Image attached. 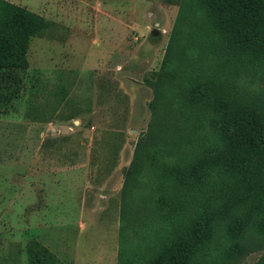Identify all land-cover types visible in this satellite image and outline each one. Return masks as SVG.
<instances>
[{
	"label": "rangeland",
	"instance_id": "1",
	"mask_svg": "<svg viewBox=\"0 0 264 264\" xmlns=\"http://www.w3.org/2000/svg\"><path fill=\"white\" fill-rule=\"evenodd\" d=\"M187 2L0 0L47 22L0 90V264H264V154L227 150L264 131V54L173 49Z\"/></svg>",
	"mask_w": 264,
	"mask_h": 264
},
{
	"label": "trees",
	"instance_id": "2",
	"mask_svg": "<svg viewBox=\"0 0 264 264\" xmlns=\"http://www.w3.org/2000/svg\"><path fill=\"white\" fill-rule=\"evenodd\" d=\"M197 4L203 9L202 17L189 16L190 9ZM6 13L9 15L8 22L0 29V90H7L20 82L15 73L28 67L25 53L29 40L41 35L47 27L42 17L25 8L7 5ZM173 28V49L182 38L188 39L191 33L194 39H200L205 50L207 45L213 46V49L215 43L222 40L230 53L258 57L264 54V0H188L187 4L181 6ZM205 50L201 51V56L208 58ZM8 99L0 93V102H7ZM249 121L236 120L228 125L233 128L230 142L227 141L230 154H264V131L255 132L258 128H253L255 125ZM243 123H247L248 129L241 128ZM252 128L255 131L249 132ZM261 226L264 232V222ZM217 227L213 223L204 234L207 238L203 239L211 240ZM31 257L38 259L32 253ZM188 262V251L176 244L155 264Z\"/></svg>",
	"mask_w": 264,
	"mask_h": 264
}]
</instances>
